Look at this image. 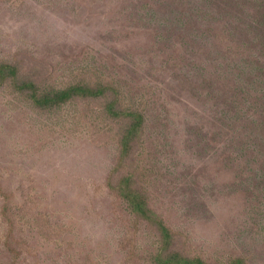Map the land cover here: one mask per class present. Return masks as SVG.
<instances>
[{
  "label": "rangeland",
  "instance_id": "rangeland-1",
  "mask_svg": "<svg viewBox=\"0 0 264 264\" xmlns=\"http://www.w3.org/2000/svg\"><path fill=\"white\" fill-rule=\"evenodd\" d=\"M186 21L264 36V0H0V68L16 74L0 72V264H264V165L224 149L237 132L214 138L218 74L233 89L264 58L209 60L173 31ZM25 82L107 96L41 106ZM260 105L233 100L242 119ZM131 113L143 122L129 140ZM127 178L149 214L120 194Z\"/></svg>",
  "mask_w": 264,
  "mask_h": 264
},
{
  "label": "trees",
  "instance_id": "trees-1",
  "mask_svg": "<svg viewBox=\"0 0 264 264\" xmlns=\"http://www.w3.org/2000/svg\"><path fill=\"white\" fill-rule=\"evenodd\" d=\"M171 8L174 7L172 3ZM244 9V7H242ZM173 31L185 32L187 36L194 37L198 42L205 44L208 51L205 54L206 58L210 59V55L214 57H220L223 63L232 65L235 68L240 67L242 64L253 63L256 66H261L260 58H264L260 51H264V36L260 34L255 36L253 32L254 22L250 34L246 29L239 27V24H226L220 25L219 23H203L200 21H186L177 23ZM220 28H217L219 27ZM262 27V26H261ZM169 35H172L170 30H166ZM236 31V34L233 32ZM261 31V30H260ZM264 33V30L262 31ZM175 34V32H173ZM224 33H230L224 35ZM247 34L249 35L248 37ZM255 55V56H254ZM212 64V62H211ZM214 67V66H212ZM214 69H216L214 67ZM4 70H11L12 74L16 76L15 69L11 66H2L0 72ZM235 75V74H234ZM237 77H242L243 83L231 88H228L230 80L223 74H218V81L222 82V85L215 87L216 105H215V118L214 127L216 128L215 140L220 145L221 142H227V139L237 132L236 136L231 137L229 144L224 147L226 150H231L234 146L239 145L242 149L245 160L247 163H262L264 165V137L256 136L255 134L264 133V89H261V77L264 76L263 66L252 72L249 69H239L236 74ZM23 89L31 87L30 97L41 106H56L68 102L74 97L83 98H105L107 96V88L104 85H98L96 87H90L88 85L72 86L65 90L52 91L44 96L37 95V88L30 82L22 83ZM259 90V91H258ZM241 92V93H240ZM46 94V93H45ZM242 95L243 100L246 102L248 98H255L256 101L261 102L260 107L254 113L246 115V118L242 119L239 115L234 113L238 106L233 107V100L235 96ZM41 98V99H37ZM114 109L116 102H110L108 104ZM131 118L132 123L128 130V139L132 140L134 134L137 133L143 122V116L136 113L128 115ZM249 121V123H248ZM223 138V139H222ZM229 160L232 157H228ZM264 177V176H263ZM125 180V184L120 187V194L129 202V206L138 213L149 214L147 204L140 196H130L127 193L128 181ZM126 185V186H125ZM125 187V188H124ZM163 227V242L164 245L170 244L169 239L172 237L169 233V229L164 225ZM168 256V255H167ZM166 264H205L201 258H190L180 255H169L166 260Z\"/></svg>",
  "mask_w": 264,
  "mask_h": 264
}]
</instances>
